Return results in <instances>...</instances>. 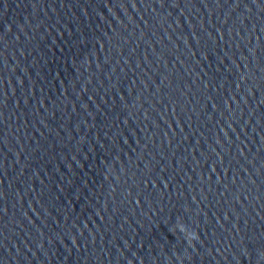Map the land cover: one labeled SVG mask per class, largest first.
<instances>
[{
	"label": "clouds",
	"instance_id": "obj_1",
	"mask_svg": "<svg viewBox=\"0 0 264 264\" xmlns=\"http://www.w3.org/2000/svg\"><path fill=\"white\" fill-rule=\"evenodd\" d=\"M177 227L179 228V230H180L182 233H184V234L186 235V238H187V240H188L189 243H191L193 240H195V239L198 238L197 235H196V233L191 232V231H188V230L184 227V225H183L182 223H179V224L177 225Z\"/></svg>",
	"mask_w": 264,
	"mask_h": 264
}]
</instances>
